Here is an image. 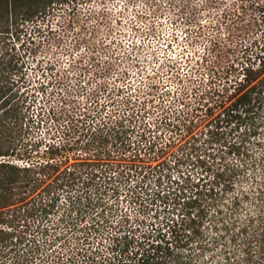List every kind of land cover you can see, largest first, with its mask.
<instances>
[{
    "label": "rangeland",
    "instance_id": "obj_1",
    "mask_svg": "<svg viewBox=\"0 0 264 264\" xmlns=\"http://www.w3.org/2000/svg\"><path fill=\"white\" fill-rule=\"evenodd\" d=\"M234 5L242 17L232 24L233 32L240 42L251 43L264 31V0H67L52 4L31 21L0 28V78L3 63L11 61L16 68L14 91L20 98L12 129L3 132L0 126V147L14 156L0 157V162L20 163L16 155L23 149L42 154L46 145L66 138L63 134L73 135L76 126L94 127L96 105L106 97L116 101L105 113L113 108L114 129L122 135L111 149L127 148L123 154L102 157L100 149L82 140L79 148L66 152L69 160L64 167L99 169L95 181L118 190L114 196L111 192L100 196L103 207L81 210L98 211L77 223L78 229L90 228L87 238L75 240L71 232L49 241L66 223H76L62 222L70 211L64 206L66 193H61L57 207L42 222L35 211H24L27 207L5 212L8 216L1 226L6 231H27L29 243L21 247L25 253H36L30 264H43L49 255L53 256L49 261L59 256L64 260L75 247L81 250L75 251L71 264H114L117 238L121 241L127 235L137 240L173 216L177 220L182 191H190L201 174L205 176L204 164L213 161L216 153V146L207 141V122L200 119L210 106L208 91L218 84L216 79L231 57L225 49L220 57L219 50L208 51L209 34L215 36L217 31L208 29L201 37L197 32L218 21L222 24L223 11ZM89 14L99 16L101 25L95 26ZM227 24L220 29L224 39ZM107 35L117 38L128 56L113 60L110 76L104 79L96 59L102 52L100 39ZM103 81L107 91L92 98ZM146 87L150 89L144 94ZM191 122L192 132L175 136L158 158L145 151L133 156L141 134L161 143L172 135L166 129ZM86 256L90 260L85 263Z\"/></svg>",
    "mask_w": 264,
    "mask_h": 264
},
{
    "label": "trees",
    "instance_id": "obj_2",
    "mask_svg": "<svg viewBox=\"0 0 264 264\" xmlns=\"http://www.w3.org/2000/svg\"><path fill=\"white\" fill-rule=\"evenodd\" d=\"M63 2L67 0H0V28L31 21L52 4ZM89 16L95 26L101 25L99 16ZM241 17L242 11L235 5L230 6L220 17L222 24L218 21L206 31L199 28L197 32L201 37L208 34V29L217 31L215 36L209 34L208 51L219 50L217 57L223 49L225 54H231L216 79L218 84L208 91L207 104L210 106L200 119L207 122V141L216 146L213 161L204 164L205 176L201 174L203 177L191 186L190 191H182L183 201L179 203L181 211L176 215L177 220L173 216L164 226L152 229L149 235L144 234L137 240L127 235L121 241L116 239L114 264H264V31L251 43L240 42L232 24ZM226 22L229 25L225 26L227 38L224 39L220 29ZM100 40L102 52L96 60L101 66L100 76L107 79L112 71V61H124L128 53L111 35ZM107 46H112L113 50L108 51ZM15 70L11 61L3 63L0 78V126L3 132H9L18 119L20 98L14 91L12 80ZM107 87L103 81L92 98L98 97L101 91L105 93ZM149 89L146 87L143 93ZM118 93L122 100L125 99L123 91ZM115 103L107 97L98 102L94 127L76 126L73 135L63 134L66 138L46 145L42 154L23 149L16 155L22 161L20 163L9 160L14 155L0 147V157L9 158L0 162V264H30L36 259L34 251L25 253L21 247L25 242L29 243L27 231L15 234L1 226L8 216L6 211L17 208L21 211L27 207L24 211H35L42 222L57 207L61 193H66L64 206L70 211H66L62 222L72 219L76 223H66L61 232L49 240L50 243L66 238L71 232L78 241L91 234L90 228L78 229L77 223L98 211L81 210L103 207L105 202L100 196L110 192L114 196L118 190L95 181V172L99 169L70 171L68 166L64 167L69 160L66 152L72 147L79 148L85 140V145L100 149L102 157L125 153L127 148L111 149L113 143L121 142L122 136L114 129ZM192 128L191 122L183 128L173 126L166 129L172 135L161 143L157 140L159 138L147 140L141 134L138 148L133 149L132 154L138 156L145 151L158 158L169 144L174 143L175 136L184 137L192 132ZM128 146L130 149V144ZM101 212L104 214L105 211ZM79 250L75 247L74 251H68L64 260L59 256L54 257L57 260L49 261L53 258L49 255V260L43 264H59V261L60 264H71L75 261V251ZM23 256L26 259L20 262ZM83 260L86 263L90 257Z\"/></svg>",
    "mask_w": 264,
    "mask_h": 264
}]
</instances>
